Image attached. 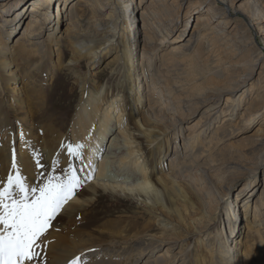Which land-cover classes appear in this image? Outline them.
<instances>
[{
	"label": "bare ground",
	"instance_id": "6f19581e",
	"mask_svg": "<svg viewBox=\"0 0 264 264\" xmlns=\"http://www.w3.org/2000/svg\"><path fill=\"white\" fill-rule=\"evenodd\" d=\"M21 1H2L0 24L4 22V27L9 29L20 22L17 28L23 27L21 35L30 26L38 37L54 31L52 40L58 43L61 37L71 52L64 65L72 74L81 76L79 84L86 93L70 128L67 123L56 128L54 121L37 125V119L45 120L46 115L31 105L19 107L16 123L8 128L7 115L0 110L1 132L10 135L9 144L0 139V164H4L0 187L6 185L10 174H15L13 155L30 187L42 183L52 172L54 162L64 161L67 168V151L61 146L75 141L85 148L90 141L87 133L90 129L94 137L92 148L85 154L82 149V158L73 163L80 178L88 184L91 197L85 203L74 196L64 207L66 214L77 212L78 205L92 203L99 190L138 198L152 212L169 210L167 196L172 189L192 210L196 207L194 200L197 201L198 209L194 216L190 211L191 219H183L180 211L178 215L183 224H191L199 232L207 228H203L202 220L209 226L216 206L229 195L231 188L225 185V190L221 189V164L206 167L216 158L224 138L230 139L235 127L258 124L256 162L247 172L254 176L264 171V0H86L76 9L74 18H66L62 28L61 19L65 11H72L75 0H61L56 25L50 17L54 10L57 13L55 0H31L26 13L19 11ZM183 10L187 17L196 14L192 30L186 40L181 39L185 31L181 30L176 38L179 40L170 41ZM82 17L89 29L82 27ZM20 42L21 46L7 48L3 41L0 46V83H4L11 96L27 79L34 89L32 82L37 84L48 60L47 56L35 53L29 40ZM24 55L27 57L23 60ZM14 59L21 61V67L13 64ZM111 60L119 62L122 71L110 89L97 83L99 74L78 72L79 65L85 61L94 68L101 61ZM20 75L26 80H21ZM39 90L38 87L35 90L36 98H41ZM190 117H198L193 128L185 125ZM98 119V124L92 123ZM107 141L104 153L102 145ZM34 153L40 156L43 168L36 167ZM233 166L225 168L228 182L235 177V168L242 165ZM178 174L193 180L195 187L190 193L173 177ZM248 191L247 185L236 204L227 209V225L222 234L218 232L209 239L212 251L201 255L198 264H264V211H261L264 192L256 201L252 218L253 196L246 194ZM237 207L241 208L240 212ZM197 216L199 219H195ZM157 226L171 232L175 225L159 219ZM242 227L247 229L246 240H234L233 234ZM100 230L112 240L107 253L113 258L122 257L134 248L136 258L131 264L176 262L169 254L159 256L162 247L150 248L146 234L134 235L130 222L122 225L108 221ZM256 235L260 241L255 240ZM252 247L260 248L262 253L248 258L246 253L253 254L249 250ZM78 254L57 245L51 248L48 259L52 261L50 264H71ZM188 259L191 254L184 262ZM128 260L133 261L131 256Z\"/></svg>",
	"mask_w": 264,
	"mask_h": 264
},
{
	"label": "rangeland",
	"instance_id": "374dc122",
	"mask_svg": "<svg viewBox=\"0 0 264 264\" xmlns=\"http://www.w3.org/2000/svg\"><path fill=\"white\" fill-rule=\"evenodd\" d=\"M2 1L0 0V4ZM30 1L31 0H22V8L19 11L26 13ZM83 1L86 0H75L74 4L72 5V11H65V15L59 24L60 28L65 25V22L70 16L73 18L76 16V9L78 10L79 7H81V4L83 5ZM54 4V8L57 7V13H55L54 10L50 17L51 22L55 21L54 25H56L60 18L61 0H55ZM15 16L16 13L13 14V17ZM195 19L196 14H191L190 17H187L185 15V10H183L181 12L179 25L169 40H179L176 38L178 37L179 33H181V30H185L183 31L184 37L181 39L186 40L189 37L188 34H190L192 30ZM19 23L15 27L8 29V27H4V22H1L0 46L3 41L8 48L11 45L12 47L15 45L21 46L22 43L20 41H23L24 39L29 40L32 42L31 44L33 47H35V53H40L43 54V56H47L48 60L46 63V68L43 69L42 74L37 78V84L32 82V86L34 85L35 90L37 87L40 89L39 91L41 93V98H36L35 94L37 92H35L33 87H31V81L24 78L25 76L20 75V79H25L26 82L23 81L22 85L20 84L21 87H23H19V90L15 92V94L13 93V96H11V94L6 90L7 88L4 86V83H0V110L7 115V122L5 123L6 127L10 128L12 123H16L18 119L17 109L24 105L34 106V109L37 112L40 114L44 113L46 115L45 120L39 118L37 119V125L39 124V126H41V123L48 124L47 122L54 121L56 128H60L61 124L63 123L69 124V126L66 124L67 128L73 127V124L71 123L72 119L75 116L79 108L78 106H80V102L83 100L86 91L79 84V81H82L80 78L81 76H78V74H72L70 68L64 65L71 55V52L64 45L61 37L58 38V43L55 41V39L52 40L51 35L54 36V31H52L47 36L44 35L38 37L39 34L35 32L33 26L29 25L30 27H26V29L23 30L25 35H21L23 27L20 26L17 28ZM78 23H80V21H78ZM81 24L83 28L89 29L87 21L83 17ZM56 29H59V27H56ZM57 45L60 47L56 50L55 48ZM139 52L140 51L137 48V56H139ZM26 57L27 56L24 55L22 59L24 60ZM112 60H115V58ZM112 60L107 61L106 63L101 61L98 65H94V68H91L90 63L85 61L79 65L80 68L78 69V72L81 75H85L90 72H93V74H99L97 83H99L101 87L105 86L109 87L110 89L115 85L122 71V66L120 63H114ZM13 62L17 68L18 65L21 67L19 64L21 61L19 59H14ZM33 91L34 93L32 99L29 100ZM16 99L19 100L17 101ZM41 99L45 100L44 103H42ZM107 110H109V108ZM197 120L198 117L196 119H191L190 117L185 121V125L193 128L192 126L197 122ZM85 122L86 120L83 124H85ZM98 122L99 119L96 121V123H92L96 125ZM247 125V128H245V126L242 128L235 127L231 132L232 134L230 135V139L227 140L224 138V143L221 144L217 149L216 158L212 159L206 167L208 168L212 164H221V189L223 191V187L225 185L227 188L231 189L228 191V197L225 195L224 200L221 201L213 211V222L208 226V222L206 220H202L201 224L203 228L207 227L206 229H203V231L200 230L197 232V230L191 226V224H183L178 215V211H180L181 217L183 219H191L190 211L192 212V216L196 214L195 211L198 209L197 201L194 200L196 207H194L193 211L192 207L190 208V206H188V204L182 200L179 194L172 189L167 196L170 209L163 211L157 209V211L154 212L147 209L146 205L139 201L138 198L122 195H111L99 190L95 200L92 203L83 206L78 205V211L72 215L66 214L63 209L57 218L52 221L49 230L45 236L41 238L43 240V245L37 250L40 256V259L37 260V263L50 264L52 262L48 259L50 250L52 247L57 245L69 247L73 252H78L79 254L76 256V258H80L79 264L133 263L136 258V255L134 254L136 250H133L134 248L129 250L124 256L118 258H113L107 253V250L111 249L113 245L112 240L108 237V233L104 231L102 232L100 230V226L108 221H114L122 225L130 222L131 228L134 231V235L139 233L146 234L150 239L147 241V243L151 245L150 248H157L159 250L161 247L163 248L158 253L159 256H167V254H169L171 258L173 257L174 260H176L175 264H198L197 262L198 259L200 260L201 255H209L210 251H212V247L209 246V239L217 235L218 232L222 234L225 225H227L226 211L231 205L236 204V200H238V196L240 193H242L245 186L248 185L249 188V191L246 192V194L251 193L249 195L253 196L251 197L252 203L250 210L252 218L254 215L256 201L259 197L263 196L264 171H259V173L257 172L258 174L254 173L256 174L254 176H250V174L247 172V169L254 168V166H251L256 162V154L254 149L257 146V142L255 141L257 138H259L258 124L252 123ZM91 126L92 125L90 124L86 128H90ZM24 129L26 130L27 127H24ZM38 130L39 128H37V132ZM87 133L89 134L90 141H87L86 147L83 148L84 154L91 150L94 140V137L92 138L90 129ZM1 134L2 132L0 127V139L2 138L7 144H9V133L6 131L2 135ZM73 143L75 144V141H73ZM108 144L109 143L107 141L102 145V147H105L104 153H106ZM169 148L172 151V145L169 144ZM64 165V161L58 163L56 166V172L54 174L62 175V170L65 168ZM233 165L242 166L235 168V177L233 176L230 178V181L228 182L229 178H225V168L229 169ZM0 177H4V164H0ZM173 177H175L180 184L186 187L184 191L187 193H190V189L195 187L192 185L193 180H191L190 177L181 174ZM195 183L197 184V180ZM89 192L88 184L85 181L83 187L76 192L75 197L79 199V202L81 201L86 203L91 197ZM239 205L240 203L238 202V206ZM237 209L239 212L241 211V208L237 207ZM261 211H264V209ZM262 218L264 219V217ZM159 219H166L169 222H172V224L175 225L174 230L171 232H165L163 229L158 227L157 221ZM195 219H199L198 216L195 217ZM150 221L153 222V225L151 226H149ZM244 221L245 220L243 219V222ZM233 235L235 238L234 240H242L244 242L247 236V229L242 227L240 231H236ZM254 238L255 240H261L258 235H256ZM247 240L248 242L250 241L248 237ZM262 240H264V231L262 234ZM199 241L200 244L198 245ZM245 243L248 245L247 242ZM249 250L253 254L246 253V257L248 258L250 256L254 257L260 255L262 253L260 248L252 247L249 248ZM190 254L191 259H188L187 262H184L186 256ZM130 256L133 261L128 260ZM166 258L168 259V257ZM169 264H172V262Z\"/></svg>",
	"mask_w": 264,
	"mask_h": 264
},
{
	"label": "snow or ice",
	"instance_id": "6c2138e0",
	"mask_svg": "<svg viewBox=\"0 0 264 264\" xmlns=\"http://www.w3.org/2000/svg\"><path fill=\"white\" fill-rule=\"evenodd\" d=\"M61 147L67 151V168L62 170V175H56L58 161L54 162L52 172L36 187H30L20 174L13 155L15 174H10L6 185L0 187V264H34L39 260L37 250L43 245L41 238L83 187L85 181L73 163L82 158L83 145L69 143ZM33 155L36 167L43 168L40 156ZM79 260L77 257L71 264H79Z\"/></svg>",
	"mask_w": 264,
	"mask_h": 264
}]
</instances>
